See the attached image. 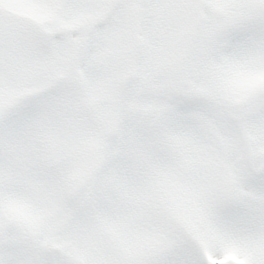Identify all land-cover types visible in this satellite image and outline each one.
Returning <instances> with one entry per match:
<instances>
[{
    "label": "snow or ice",
    "instance_id": "snow-or-ice-1",
    "mask_svg": "<svg viewBox=\"0 0 264 264\" xmlns=\"http://www.w3.org/2000/svg\"><path fill=\"white\" fill-rule=\"evenodd\" d=\"M0 264H264V0H0Z\"/></svg>",
    "mask_w": 264,
    "mask_h": 264
}]
</instances>
